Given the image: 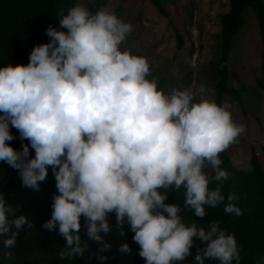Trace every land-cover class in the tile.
<instances>
[{
    "label": "clouds",
    "instance_id": "1",
    "mask_svg": "<svg viewBox=\"0 0 264 264\" xmlns=\"http://www.w3.org/2000/svg\"><path fill=\"white\" fill-rule=\"evenodd\" d=\"M57 15L59 28L46 30L50 42L35 46L27 65L0 67V162L34 191L51 168L57 194L43 227L66 241L58 258L84 256L82 230L109 250L100 233L110 232L114 214L117 227L134 233L145 264L183 262L196 240L205 245L197 249L200 264H241L235 234L217 221L186 225L181 213L205 218L206 206L223 204L226 214L243 215L239 196L223 194L229 173L220 156L246 126L234 121L228 105L206 99L204 85L199 102L187 89L160 90L149 79L147 59L121 48L133 26L107 8L93 14L76 4ZM12 128L28 142L22 150L9 143L16 139ZM181 189L183 207L166 203L167 190ZM25 226L34 227L0 193V236L10 234L4 249L16 243L19 232L12 229ZM120 251L131 249L123 244Z\"/></svg>",
    "mask_w": 264,
    "mask_h": 264
},
{
    "label": "trees",
    "instance_id": "2",
    "mask_svg": "<svg viewBox=\"0 0 264 264\" xmlns=\"http://www.w3.org/2000/svg\"><path fill=\"white\" fill-rule=\"evenodd\" d=\"M157 9L163 12L161 0H151ZM77 0H0V67L9 64L27 65L29 56L35 46L49 43L46 35L49 27L59 28L58 12L75 6ZM102 6V2L98 7ZM251 8L257 18L258 30L261 42L264 44V0H229L228 10L220 17V44L216 60V74L218 81L215 84L214 100L223 105L226 96L231 99L239 98V91L228 84L229 78L234 72L229 69L230 48L233 36L240 30L244 23V10ZM66 31V29H61ZM160 89V83H157ZM16 137L9 142L12 147L22 150L19 133L15 128L11 129ZM264 154V145L261 146ZM32 157L35 153L32 151ZM223 161L221 167L229 173L228 180L222 184L225 197L229 193H236L239 200L235 201L243 211V215L235 216L226 214L221 204L216 208L206 206L205 218L195 217L185 210L181 213L182 222L191 225L197 222L200 226L217 221L221 229L229 234H235L241 253V264H264V169L256 152L250 155V169H239L231 162L223 152L220 156ZM56 181L49 168L46 181L41 183L40 191L46 192L50 197L49 203L37 199L34 191L22 186V181L17 170L0 162V193H3L7 203L14 206L16 216L24 215L33 224L29 229L13 228V232H19L16 243L9 249H4L3 240L10 234L0 236V264H145L143 258L138 255L139 246L133 241L134 233L126 225L123 229L117 227L114 214H110V232L100 233L103 243L110 245L107 251H101L102 244L90 240L82 230V240L88 243V249L83 257L74 260H60L57 252L62 250L66 241L57 232L49 231L43 225L51 218L53 196L57 194ZM217 182L210 184L215 188ZM168 204H180L183 207L184 190L179 193L174 190L167 191ZM9 216V219H14ZM82 224L84 223L82 219ZM58 231V229H57ZM123 244H128L131 251L121 252ZM194 246L198 248L205 245L196 240ZM98 255L106 256V261L98 259ZM197 256V254H196ZM194 257V264L200 262ZM203 264H218V262L204 259Z\"/></svg>",
    "mask_w": 264,
    "mask_h": 264
},
{
    "label": "rangeland",
    "instance_id": "3",
    "mask_svg": "<svg viewBox=\"0 0 264 264\" xmlns=\"http://www.w3.org/2000/svg\"><path fill=\"white\" fill-rule=\"evenodd\" d=\"M102 2V6L98 4ZM93 14L107 8L133 31L122 44V50L147 59L149 79L160 83L166 94L173 89L190 90L199 102V88L210 91L205 97L214 100L217 52L220 44V17L229 8V0H161L163 12L151 0H77ZM229 69L235 74L228 84L239 91L238 99L226 96L237 124L246 126L238 141L224 153L239 169H250V155L257 153L264 169V44L261 42L257 18L251 8L244 10V23L233 36L229 51ZM209 175L212 169L206 168ZM163 191V190H162ZM168 191V190H167ZM37 199L50 202L46 192L35 193ZM192 255L177 264H194Z\"/></svg>",
    "mask_w": 264,
    "mask_h": 264
}]
</instances>
